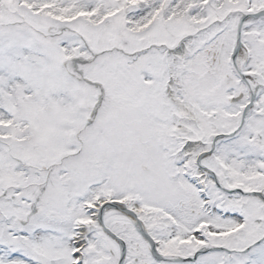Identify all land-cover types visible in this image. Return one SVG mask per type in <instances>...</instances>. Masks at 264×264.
<instances>
[{"label":"snow or ice","instance_id":"obj_1","mask_svg":"<svg viewBox=\"0 0 264 264\" xmlns=\"http://www.w3.org/2000/svg\"><path fill=\"white\" fill-rule=\"evenodd\" d=\"M0 264H264V0H0Z\"/></svg>","mask_w":264,"mask_h":264}]
</instances>
